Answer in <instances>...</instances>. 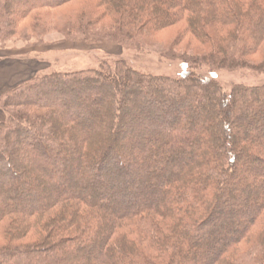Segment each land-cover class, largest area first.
<instances>
[{
	"label": "trees",
	"instance_id": "obj_1",
	"mask_svg": "<svg viewBox=\"0 0 264 264\" xmlns=\"http://www.w3.org/2000/svg\"><path fill=\"white\" fill-rule=\"evenodd\" d=\"M68 1L0 0V38ZM92 7L77 18L86 42L143 50L141 37L184 19L213 50L183 58L179 77L118 59L0 94V264H264V82L227 91L198 71L264 73V57L247 59L264 51V0ZM96 7L116 29H88Z\"/></svg>",
	"mask_w": 264,
	"mask_h": 264
},
{
	"label": "rangeland",
	"instance_id": "obj_2",
	"mask_svg": "<svg viewBox=\"0 0 264 264\" xmlns=\"http://www.w3.org/2000/svg\"><path fill=\"white\" fill-rule=\"evenodd\" d=\"M94 1L98 0H71L57 8L42 9L38 11L41 21L38 27L34 28L32 25L26 31V27L30 26L34 18L32 21L27 19L16 25V30L11 36L0 38V94L36 72L44 74L54 71L69 72L98 68L102 62H112L118 59L126 60L132 68L144 73L179 77L185 71L183 58L187 56L193 59L213 50L211 45L213 43L205 46L195 39L184 19L160 32L141 37L143 50L110 42H86L83 37L78 35V30L81 27L76 26L77 18L80 21V14L83 13V10L92 11ZM14 6L11 5L12 11ZM105 14L106 11L103 7H96L90 15L96 19L100 17V20L87 26L88 29L99 33L116 29L117 13L109 17ZM210 32L217 40L221 36V32L217 28ZM262 49L264 50V47ZM263 57L264 51L262 55L255 54L247 59L258 63ZM198 71L203 77L213 76L219 79L227 91L236 83L260 84L264 82V73L248 70L216 71L208 67H201ZM4 118L5 113L0 108V121ZM106 123L109 124L107 120ZM248 150L250 151V149ZM150 180L152 179L150 178ZM107 189L109 190L108 185L105 184L102 191H107ZM49 194L55 195L50 191ZM125 203H129V200ZM242 214L243 212H239L236 215H231L228 217L229 222L238 224L237 221L243 217ZM204 228L205 226L200 228L197 234L199 238L204 236Z\"/></svg>",
	"mask_w": 264,
	"mask_h": 264
},
{
	"label": "crops",
	"instance_id": "obj_3",
	"mask_svg": "<svg viewBox=\"0 0 264 264\" xmlns=\"http://www.w3.org/2000/svg\"><path fill=\"white\" fill-rule=\"evenodd\" d=\"M22 81V80H21Z\"/></svg>",
	"mask_w": 264,
	"mask_h": 264
}]
</instances>
